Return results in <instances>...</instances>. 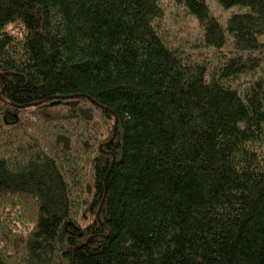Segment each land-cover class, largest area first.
I'll return each instance as SVG.
<instances>
[{
    "label": "trees",
    "instance_id": "1",
    "mask_svg": "<svg viewBox=\"0 0 264 264\" xmlns=\"http://www.w3.org/2000/svg\"><path fill=\"white\" fill-rule=\"evenodd\" d=\"M213 2L0 0V264H264V0Z\"/></svg>",
    "mask_w": 264,
    "mask_h": 264
},
{
    "label": "rangeland",
    "instance_id": "2",
    "mask_svg": "<svg viewBox=\"0 0 264 264\" xmlns=\"http://www.w3.org/2000/svg\"><path fill=\"white\" fill-rule=\"evenodd\" d=\"M207 2L213 12L220 18H224L228 14L227 12H223L218 7H216L213 0H207ZM162 25L164 29L167 30V34H169L170 36L173 35L175 37V43L177 45H179L181 48L186 49V52H191V50L189 49L190 45L192 43H196L197 38L199 39L200 36V31L198 30L193 20L184 16L179 9L177 11L175 8L168 6L165 8V14ZM186 52L184 53L186 54ZM194 55H200V57L205 58L212 57L210 56V53L206 51H203L202 53L195 52ZM214 60L210 63L215 64Z\"/></svg>",
    "mask_w": 264,
    "mask_h": 264
},
{
    "label": "water",
    "instance_id": "3",
    "mask_svg": "<svg viewBox=\"0 0 264 264\" xmlns=\"http://www.w3.org/2000/svg\"><path fill=\"white\" fill-rule=\"evenodd\" d=\"M79 96H80V95H71V96H66V97H52V98L44 99V100L41 101L40 103H42V102H46V101H48V100H52V99H72V98H77V97H79ZM81 97H84V98L88 99V100L90 101V103L96 105V103H95L92 99H90V98H88V97H85V96H81ZM36 104H37V103H36ZM36 104H31V105H27V106H35ZM99 107H101V106H99ZM101 108H103V107H101ZM117 123H118V119H117V117L115 116V118H114V136H115V134H116ZM100 149H101V147H100ZM102 204H103V201L101 202L100 207H102ZM97 216H98V213H97ZM89 241H90V239L87 240V242H86L85 244H87ZM76 250H77V248L74 249V254H75Z\"/></svg>",
    "mask_w": 264,
    "mask_h": 264
}]
</instances>
